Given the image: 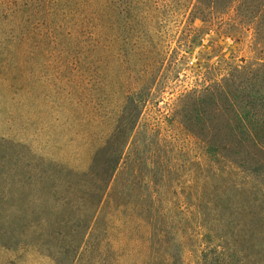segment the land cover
Wrapping results in <instances>:
<instances>
[{"label": "rangeland", "instance_id": "1", "mask_svg": "<svg viewBox=\"0 0 264 264\" xmlns=\"http://www.w3.org/2000/svg\"><path fill=\"white\" fill-rule=\"evenodd\" d=\"M148 3L0 28V264H203L225 184L264 215V0Z\"/></svg>", "mask_w": 264, "mask_h": 264}, {"label": "trees", "instance_id": "2", "mask_svg": "<svg viewBox=\"0 0 264 264\" xmlns=\"http://www.w3.org/2000/svg\"><path fill=\"white\" fill-rule=\"evenodd\" d=\"M140 2L151 4L148 0H0V28L8 29L10 25L11 31L20 32V38H25L29 32L78 38L77 35L103 34L108 25L118 26V20H123L121 30L124 32L127 15L136 16L131 9ZM128 27H133V22ZM225 186L231 187L230 193L218 194L208 202L205 198L199 200L201 208L197 213L214 222L213 226L200 230L203 264H264V227L258 225L264 223V215L252 209L254 199L247 193L248 188L235 183ZM217 188L220 190L219 186ZM244 192L246 198H242ZM260 200L264 204V198ZM209 201L225 210H204ZM85 250H88L87 245Z\"/></svg>", "mask_w": 264, "mask_h": 264}]
</instances>
